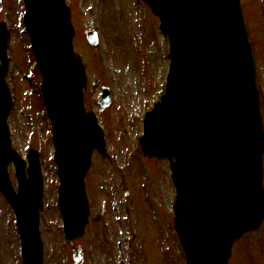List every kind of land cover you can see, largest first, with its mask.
<instances>
[{"label": "water", "instance_id": "obj_1", "mask_svg": "<svg viewBox=\"0 0 264 264\" xmlns=\"http://www.w3.org/2000/svg\"><path fill=\"white\" fill-rule=\"evenodd\" d=\"M160 19L171 59L165 94L144 119L140 147L167 160L176 189L174 226L186 264H227L233 242L264 217V132L256 73L239 0H143ZM24 23L52 124L58 206L65 239L83 236L89 208L84 178L93 150L105 154L103 132L83 106L84 67L72 47L64 0H24ZM96 45L95 33L86 32ZM0 191L14 212L23 264H43L39 231L42 177L38 154L26 162L11 147L7 29L0 23ZM109 104L108 91L100 100ZM9 163L15 168L17 192ZM81 264L80 248H74Z\"/></svg>", "mask_w": 264, "mask_h": 264}, {"label": "rangeland", "instance_id": "obj_2", "mask_svg": "<svg viewBox=\"0 0 264 264\" xmlns=\"http://www.w3.org/2000/svg\"><path fill=\"white\" fill-rule=\"evenodd\" d=\"M65 1L75 30L73 47L86 70L84 105L96 114L110 155L94 152L85 177L90 218L83 238L73 243L82 248V264H185L173 228L175 191L168 163L143 157L138 144L143 115L163 93L169 65L168 43L158 32V19L141 0ZM241 5L254 53L264 130V0H241ZM23 10V0H0V21L8 28L6 79L13 99L7 123L12 146L23 158L30 148L39 152L44 264H72L56 204L58 178L50 123L38 90L41 76L22 29ZM86 29L99 32L98 46L88 44ZM103 86L109 88L112 101L101 112L97 100ZM9 173L16 186L12 166ZM12 215L0 194V264H21ZM228 264H264V220L234 243Z\"/></svg>", "mask_w": 264, "mask_h": 264}]
</instances>
